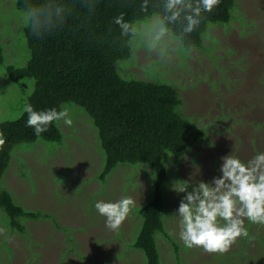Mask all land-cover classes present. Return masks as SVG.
Segmentation results:
<instances>
[{
    "label": "rangeland",
    "instance_id": "1",
    "mask_svg": "<svg viewBox=\"0 0 264 264\" xmlns=\"http://www.w3.org/2000/svg\"><path fill=\"white\" fill-rule=\"evenodd\" d=\"M234 2L230 23L209 24L202 46L190 51L169 32L157 39L161 22L156 16L135 22L137 37L131 58L116 64L122 78L171 85L197 125L191 119L190 123L205 134L195 151L181 156L177 172L161 186L162 199L167 201L163 223L183 249L179 247L174 254L157 235L160 264H264V224L246 218L248 237H239L224 254L207 253L199 247L185 249L179 238L177 210L184 195L177 192L180 182L191 186L210 183L221 175L222 157L232 155L247 163L264 153V0ZM27 23L16 0H0L4 56V64H0V122L17 118L24 109L21 93L8 80L4 65L25 64L28 50L23 30ZM63 109L68 110L73 123L69 127L63 120L56 121L59 142L38 139L11 152L0 188L15 204L40 213V217L27 219L29 234H19L4 225L9 220L0 209V264H146L142 251L132 244L142 223L139 209L153 198V169L139 163L119 164L99 182L105 156L97 131L81 107L64 103ZM216 116L213 126H201ZM169 173L173 174L171 169ZM126 196L135 205L118 230H109L106 218L94 205ZM219 223L222 226L224 222Z\"/></svg>",
    "mask_w": 264,
    "mask_h": 264
},
{
    "label": "trees",
    "instance_id": "2",
    "mask_svg": "<svg viewBox=\"0 0 264 264\" xmlns=\"http://www.w3.org/2000/svg\"><path fill=\"white\" fill-rule=\"evenodd\" d=\"M166 2L146 0V10L142 11L145 0H16L17 9L23 13L30 5H45L42 16L45 27L33 33L27 23L23 30L28 50L25 64L4 65L6 76L21 93L24 106L31 104L37 111L55 107L60 111L61 105L67 103L83 109L97 131L105 156L97 176L99 182H104L119 164L139 163L153 169V198L139 209L142 223L132 244L142 251L146 264H160L157 235L172 247L174 254L182 248L163 223L167 201L162 199L161 186L165 179L175 175L181 156L195 151L196 144L205 140V134L190 123L191 119L197 125L192 114L182 108L185 102L171 85L122 78L116 64L131 58L137 37L133 24L137 21L156 16L186 49L189 45L197 49L202 46V35L209 24L230 23L235 5L234 0H220L211 13L202 12L200 25L188 35L182 32L186 24L183 13L179 21L168 23ZM122 12L130 24L125 34L112 22ZM134 36L131 46L129 42ZM3 57L0 47L2 65ZM23 110L17 118L0 122V132L7 138L0 151V180L16 146L38 139L61 140L56 121L41 136L34 135L33 129L25 126L27 113ZM217 121L218 116L201 126H213ZM191 160L194 161L193 157ZM169 169L173 174L170 175ZM0 209L9 220L4 225L19 234H29L27 219L40 217V213L15 204L1 188Z\"/></svg>",
    "mask_w": 264,
    "mask_h": 264
},
{
    "label": "clouds",
    "instance_id": "3",
    "mask_svg": "<svg viewBox=\"0 0 264 264\" xmlns=\"http://www.w3.org/2000/svg\"><path fill=\"white\" fill-rule=\"evenodd\" d=\"M220 0H167L165 11L168 23L179 21L182 13L186 22L183 34L190 35L201 23L202 12L211 13L219 5ZM45 5L26 7L28 27L33 33L44 28L42 16ZM145 3L141 9L146 10ZM122 12L113 18V23L125 34L130 24L124 19ZM168 29L161 21L159 36ZM188 46L185 51H190ZM27 113L26 127L32 128L36 136L47 132L54 121L63 120L71 126L73 121L67 109L58 111L55 107L37 111L31 104L24 106ZM7 142L0 132V151ZM220 176L214 177L210 183L199 182L191 186L187 181L180 182L178 193H183L179 202L178 215L181 218L179 238L187 248L199 247L207 253H227L236 240L248 237L244 227V219L254 224H264V153L256 154L247 163L228 155L221 158ZM191 188V191H189ZM135 205L131 197H122L116 202L98 201L94 207L99 215L105 217V227L116 231L127 218ZM223 221V225L219 221Z\"/></svg>",
    "mask_w": 264,
    "mask_h": 264
}]
</instances>
